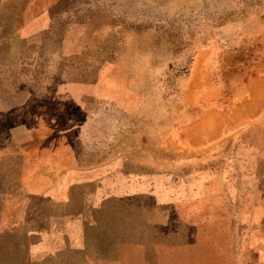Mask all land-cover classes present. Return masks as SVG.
<instances>
[{
    "label": "rangeland",
    "instance_id": "rangeland-1",
    "mask_svg": "<svg viewBox=\"0 0 264 264\" xmlns=\"http://www.w3.org/2000/svg\"><path fill=\"white\" fill-rule=\"evenodd\" d=\"M0 264H264V0H0Z\"/></svg>",
    "mask_w": 264,
    "mask_h": 264
},
{
    "label": "crops",
    "instance_id": "crops-1",
    "mask_svg": "<svg viewBox=\"0 0 264 264\" xmlns=\"http://www.w3.org/2000/svg\"><path fill=\"white\" fill-rule=\"evenodd\" d=\"M49 137L50 136H48V137H46V139H44V140H48L47 143H42L43 141L40 143V146H39L40 150L43 151V147H46L50 143L51 144V149L49 147L45 148L44 152H48L49 149L51 151L55 149L57 151V153L61 156V158H63V160H59L58 159V162H56V163L63 165V164H65V161L67 159L71 160L72 163H75V164L78 163V156L75 153H74V155H73V153L70 155V152H69L70 150L66 146H65L66 148L58 146V145L56 147H54V143H55L54 142V138L49 140V139H47ZM62 149H64L65 152H66V155H64V156L60 154Z\"/></svg>",
    "mask_w": 264,
    "mask_h": 264
}]
</instances>
